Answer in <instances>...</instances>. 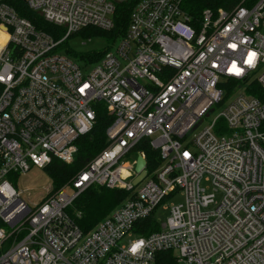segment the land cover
<instances>
[{"label": "built area", "instance_id": "obj_1", "mask_svg": "<svg viewBox=\"0 0 264 264\" xmlns=\"http://www.w3.org/2000/svg\"><path fill=\"white\" fill-rule=\"evenodd\" d=\"M24 1L65 33L55 41L0 0V264H155L163 250L177 264H264V102L247 92L264 88V0L204 9L197 28L182 0H138L87 72L57 47L85 27L111 30L115 2ZM98 103L112 117L106 146L30 205L12 177L71 163ZM141 141L158 152L153 169ZM91 186L127 195L84 233L68 208ZM178 192L158 231L135 232Z\"/></svg>", "mask_w": 264, "mask_h": 264}, {"label": "trees", "instance_id": "obj_2", "mask_svg": "<svg viewBox=\"0 0 264 264\" xmlns=\"http://www.w3.org/2000/svg\"><path fill=\"white\" fill-rule=\"evenodd\" d=\"M6 1L14 7L21 17L28 19L37 30L49 34L55 41L60 40L64 36L65 30L62 27L46 22L37 12L30 9L24 0ZM137 1L138 0H126L119 4L115 3V11L112 17L114 26L111 30L106 31L114 41L117 37L125 33L131 10ZM241 1L242 0H182L181 6L183 11L189 15V22L197 28L199 26L201 13L204 9L216 11L223 8L229 10L238 5ZM253 1L254 0H244V3L248 5ZM90 30H92L91 27H85L75 33L82 32L88 35L86 32ZM69 37L59 43L57 50L64 49L66 52H70L66 43ZM106 51L107 50L104 52L95 51L79 54V57L87 61H98ZM235 84L237 83L232 81L228 85ZM247 92L264 102V88L259 86L256 82L250 84ZM95 112L96 120L93 128L88 133L79 136L76 140L77 152L73 162L66 164L59 159H53L51 163L44 168L47 176L51 180L53 190L60 188L71 180L90 159L106 146L105 130L111 123L112 117L108 114L102 103L95 105ZM134 151L136 153H144L148 170L153 169L159 164L158 152L153 150L147 142H139L135 146ZM13 184L16 186L15 181H13ZM126 195L127 192L120 189L91 186L82 191L74 199L72 205L68 208V212L71 215H75L76 213L80 214L79 217H76V223L84 233H87ZM159 229V222L153 215H150L137 223L135 232L139 233V235H146L153 231H158ZM155 264H177L173 251L163 250L157 252L155 255Z\"/></svg>", "mask_w": 264, "mask_h": 264}, {"label": "rangeland", "instance_id": "obj_3", "mask_svg": "<svg viewBox=\"0 0 264 264\" xmlns=\"http://www.w3.org/2000/svg\"><path fill=\"white\" fill-rule=\"evenodd\" d=\"M91 28L92 30L86 32L88 35L82 32L74 33L66 40L67 48L70 50L69 53L64 49L58 50L60 53L74 60L75 63L81 67L83 72L91 70L96 61L82 59L79 57V54L95 51L104 52L108 49L114 50L116 44L119 42V37L114 41V39L107 34L106 30L98 27ZM221 109V106H215V110L209 116L205 117L203 125L209 124ZM12 180L15 181L21 197L30 205L39 203L45 197L47 190L52 187L51 180L47 176L45 170L36 167H32L25 175L13 176ZM202 184L211 191L212 186L210 182L203 181ZM183 200L184 198L181 192H178L174 197L166 198V200L156 208L154 212L155 215L153 216L164 222L169 216V210H164L163 206L169 207L171 205L179 204L183 202ZM127 239L128 236L123 238L121 243H125Z\"/></svg>", "mask_w": 264, "mask_h": 264}, {"label": "water", "instance_id": "obj_4", "mask_svg": "<svg viewBox=\"0 0 264 264\" xmlns=\"http://www.w3.org/2000/svg\"><path fill=\"white\" fill-rule=\"evenodd\" d=\"M115 3L119 4V3H122L126 0H113ZM145 159L142 157L141 154H138L137 155V158H136V163H135V172L137 173L135 179L133 180V183L134 184H137L139 181L142 180V178L145 176V173L146 171L144 170V166H145Z\"/></svg>", "mask_w": 264, "mask_h": 264}]
</instances>
